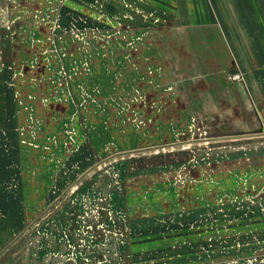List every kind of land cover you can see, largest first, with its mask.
Masks as SVG:
<instances>
[{
	"label": "rangeland",
	"instance_id": "374dc122",
	"mask_svg": "<svg viewBox=\"0 0 264 264\" xmlns=\"http://www.w3.org/2000/svg\"><path fill=\"white\" fill-rule=\"evenodd\" d=\"M0 264H264V0H0Z\"/></svg>",
	"mask_w": 264,
	"mask_h": 264
},
{
	"label": "water",
	"instance_id": "95a60500",
	"mask_svg": "<svg viewBox=\"0 0 264 264\" xmlns=\"http://www.w3.org/2000/svg\"><path fill=\"white\" fill-rule=\"evenodd\" d=\"M238 140H239V139H232V141H238ZM193 141H194V142H195V141H201V139H195V140H193ZM98 163H99V162H98ZM98 163H97V164H98ZM100 163H101V162H100ZM97 164H95V165H97ZM87 172H88V171H87Z\"/></svg>",
	"mask_w": 264,
	"mask_h": 264
}]
</instances>
